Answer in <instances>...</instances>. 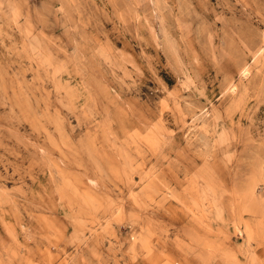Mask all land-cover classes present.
<instances>
[{
    "label": "rangeland",
    "instance_id": "1",
    "mask_svg": "<svg viewBox=\"0 0 264 264\" xmlns=\"http://www.w3.org/2000/svg\"><path fill=\"white\" fill-rule=\"evenodd\" d=\"M0 264H264V0H0Z\"/></svg>",
    "mask_w": 264,
    "mask_h": 264
}]
</instances>
